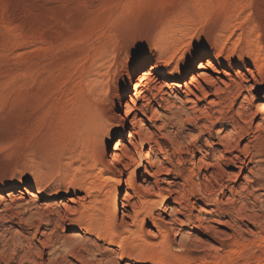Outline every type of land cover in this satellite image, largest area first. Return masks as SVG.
<instances>
[{
	"label": "rangeland",
	"instance_id": "374dc122",
	"mask_svg": "<svg viewBox=\"0 0 264 264\" xmlns=\"http://www.w3.org/2000/svg\"><path fill=\"white\" fill-rule=\"evenodd\" d=\"M263 11L264 0H0V193L12 191L18 198L0 204V264H159L157 259L165 264H264V152L255 155L251 135L245 136L251 152L240 154L243 163L235 170L241 176L222 179L218 204L199 193L200 185L209 182L196 161L184 154L186 161L178 164L171 141L162 139L165 150L156 160L171 155L175 167L167 163L172 169L167 178L178 192L165 204L173 205L177 196L191 211L197 202L210 211L206 220L212 227L202 223V232H193L189 224H169L176 229L167 231L172 241L164 249L145 241L159 243L169 229L165 224L160 232L148 223L138 243L129 241L124 249L99 236L96 228L104 218L100 202L107 196L113 200L115 192L106 191L111 184L92 178L95 158L108 156L102 154L108 141L102 144L101 138L123 120L124 114L114 117L113 109L128 75L137 76L152 63L192 70L207 58L224 60L234 41L227 39L228 26L238 22L254 27L264 43ZM104 121L109 127L100 129ZM202 122L206 120L200 126ZM130 130L128 125L123 140ZM207 130L186 124L171 127V134L182 138L200 132L205 143ZM229 186L243 187L242 198L231 195ZM26 189L38 198L29 197ZM66 193L74 202L67 201ZM50 196L58 205L41 206ZM65 203L78 212L67 210ZM83 204L93 209L82 210ZM158 208L156 212H163ZM117 214L121 216V206ZM213 227L228 235H216Z\"/></svg>",
	"mask_w": 264,
	"mask_h": 264
},
{
	"label": "bare ground",
	"instance_id": "6f19581e",
	"mask_svg": "<svg viewBox=\"0 0 264 264\" xmlns=\"http://www.w3.org/2000/svg\"><path fill=\"white\" fill-rule=\"evenodd\" d=\"M228 28L229 35L227 39L232 40L234 38V41L231 42L232 48L228 54L226 52L227 55L223 58L224 60L207 58L204 62L201 61L196 64L192 70L187 65L182 67L180 65L170 67L171 64H168L170 66H166L168 68L166 69L164 66L152 63L137 76L135 72L128 75L125 88L123 87V92L118 96L116 107L113 109L114 117L120 118V116L124 114L123 120L117 122L112 133L109 132L101 138L102 144H104L106 140L108 141V146L102 153L105 156L108 152V156L102 160L95 158L93 163L96 170L92 178L94 180H100L102 183L101 185L111 184L112 189L110 188V190L108 189L106 191L109 192L113 190L115 192L113 200L109 201L107 199L109 197L107 196L106 200L104 199L100 202L102 203L100 210L104 213V218L98 221V228H96V230H98H94L99 236H103L109 244L115 243L118 248L124 249L129 241L138 243L137 240L139 241V238L145 235L148 223H151L152 227L160 232L164 224L169 226V224L174 223L181 227L189 224L191 227L190 230L193 232H200L204 227L202 223H204L207 228H212L209 226L208 220H206V215L209 214L210 211L207 210L206 207L199 204L197 205V202L192 204L193 210L191 211L190 207L188 208L189 205H181L179 203L180 200H178L177 196L173 199V205L165 204L166 201L171 200L174 192L175 194L178 192L172 190L173 183L167 178L172 170L168 167L167 163L175 167L172 158H170L171 155L168 156L169 154L164 153L165 161L156 160V157L161 155L165 150L164 143L162 142L163 138L171 141L174 152L178 154V156L176 155L178 164L182 165V163L186 161L183 157L184 154L190 155V160L196 161L194 164L197 168H199L200 171H204L203 179L209 182V186L206 185L204 188L200 185L198 191L201 195L205 196L204 198H211V201L217 204L219 193L221 192L219 190H222L225 186H223L222 179L224 177L227 179H238L241 175H238V171L235 173V170L238 168V164L241 165L243 163L240 154L244 151L251 152L250 142H246L245 136L251 135L256 143L263 144L257 146V144L254 143L252 145L253 150L257 149L255 155L264 152V89L262 92L258 90L259 85H264V43L261 41L260 34L254 35V27L245 26L243 22H238L232 27L228 26ZM241 45L245 48H239ZM158 97L161 99L159 102L157 100ZM203 100L206 101V104L200 106L199 103ZM202 119H205L206 122H202L203 124L200 126V120ZM127 121L129 124L126 123ZM107 123L108 121L101 122L99 128L107 129L109 127ZM186 124L194 125L195 129L198 131L200 128H204V130L208 129L207 135L209 137L205 140V143L200 142V132L199 134L197 133V135L191 132L188 136L184 135L185 137L182 138L171 134V127H182ZM128 125L131 126V130L128 134L129 138L128 140H123ZM214 126H216V129ZM214 129L217 132L216 138L211 132ZM110 148L113 150L112 152H110V150L108 151ZM220 160H223L222 163L224 167L219 165ZM144 162H146L147 165L144 166V172L138 178L136 177L137 171L139 168L143 167ZM216 163L219 166H216ZM195 168H190L189 170L195 171ZM174 170H176V168ZM127 171V177L123 179L122 176ZM243 177H245L244 179H249L246 175L242 176V178ZM123 182H125L126 185L125 189L122 186L124 184ZM228 182H230V180ZM71 184L72 182L69 181L68 185L70 186ZM92 185H94V183ZM249 186L252 185L250 184ZM88 188L91 187L88 186ZM195 188L196 187L192 189L194 190ZM241 189H243V187L239 189L233 187L229 193L239 197L241 196L240 194H242ZM124 190L125 194L121 195ZM26 191L32 199L38 198L35 192H30L27 189ZM65 195L68 196V202H74L68 193ZM16 196L17 195L12 191L6 194L0 193V204H10L15 199L18 200ZM200 197L202 198V196ZM45 199L48 201L41 204V206L58 205V202L53 201V199H57L55 196H50ZM185 199L188 200L187 198ZM89 203L90 202H88V204ZM221 203L220 201V204ZM88 204H83L82 210L88 209L90 207ZM64 206L67 210L72 212L78 210L75 206L66 203ZM120 206L121 216L117 214V209H119ZM158 207H160L163 212H156ZM90 208H92V205ZM186 209L188 213H185L184 216V210ZM211 212H213V210ZM223 213L225 212L223 211ZM91 216L93 217L94 215H90V217ZM184 217L185 219H182ZM84 226L86 230L90 228V225ZM168 228L169 229L164 231L162 240L159 243L145 240H143V242L145 241L149 246L150 244L151 246L157 244L164 249L172 241L169 239L167 231H171L174 228L170 226ZM119 229L124 232L121 231L122 233H120ZM212 230L219 236L228 235L227 232L222 229L213 227ZM151 231L152 230L149 229L148 233L151 234ZM193 232L190 233L193 235ZM157 262L159 264H165L161 259H157Z\"/></svg>",
	"mask_w": 264,
	"mask_h": 264
}]
</instances>
